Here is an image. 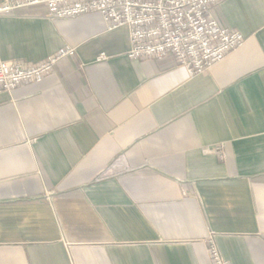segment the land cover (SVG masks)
Listing matches in <instances>:
<instances>
[{
	"label": "crops",
	"instance_id": "crops-1",
	"mask_svg": "<svg viewBox=\"0 0 264 264\" xmlns=\"http://www.w3.org/2000/svg\"><path fill=\"white\" fill-rule=\"evenodd\" d=\"M216 10L246 41L194 76L97 13L0 18L5 60L76 49L0 94V264H212L214 231L264 264V0Z\"/></svg>",
	"mask_w": 264,
	"mask_h": 264
},
{
	"label": "built area",
	"instance_id": "built-area-1",
	"mask_svg": "<svg viewBox=\"0 0 264 264\" xmlns=\"http://www.w3.org/2000/svg\"><path fill=\"white\" fill-rule=\"evenodd\" d=\"M225 0H0V18L16 17L21 10L42 7L51 19L100 14L107 30L129 29L131 59H162L172 56L191 76L208 70L246 41L239 29L220 23L217 7ZM73 47H62L43 61H8L0 50V94L11 93L26 82H41ZM101 60L108 58L102 54ZM214 152L226 160L223 143ZM212 264H232L223 257L218 233L204 240Z\"/></svg>",
	"mask_w": 264,
	"mask_h": 264
},
{
	"label": "rangeland",
	"instance_id": "rangeland-1",
	"mask_svg": "<svg viewBox=\"0 0 264 264\" xmlns=\"http://www.w3.org/2000/svg\"><path fill=\"white\" fill-rule=\"evenodd\" d=\"M215 146V145H214Z\"/></svg>",
	"mask_w": 264,
	"mask_h": 264
}]
</instances>
